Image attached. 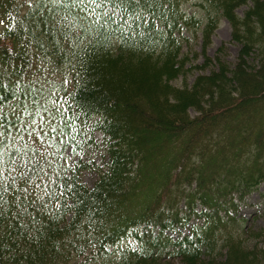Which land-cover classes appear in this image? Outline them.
<instances>
[{
    "label": "trees",
    "instance_id": "trees-1",
    "mask_svg": "<svg viewBox=\"0 0 264 264\" xmlns=\"http://www.w3.org/2000/svg\"><path fill=\"white\" fill-rule=\"evenodd\" d=\"M190 1L0 0L4 143L49 181L35 207L0 188V264H264V204L239 213L264 182V0ZM222 18L233 62L207 54ZM95 133L102 165L71 162Z\"/></svg>",
    "mask_w": 264,
    "mask_h": 264
},
{
    "label": "rangeland",
    "instance_id": "rangeland-1",
    "mask_svg": "<svg viewBox=\"0 0 264 264\" xmlns=\"http://www.w3.org/2000/svg\"><path fill=\"white\" fill-rule=\"evenodd\" d=\"M192 0L189 2L192 5ZM242 8H238L236 11L238 13L242 12ZM1 27V25H0ZM237 45L230 40V26L229 23L225 19H221L217 28L215 29L211 43L207 47V54L214 58L215 55H219L224 60L228 62H233L236 53H237ZM193 49L200 51V43L199 40L193 44ZM203 62V58L201 55H198L195 58H192L188 64H200ZM211 66L205 68L204 70H199L197 68L191 67L189 71L186 73V81L189 83L193 80L194 76L202 71L210 69ZM183 82L182 77H178L173 81L174 84L181 85ZM104 138L100 135L95 133L93 135V141L83 146L81 149L76 151H71L70 149L67 150V155L71 162L75 160H82L91 163L92 165L98 164L99 166L102 165V158H103V148H104ZM96 172L91 169H85L81 173V179L86 184H91L92 181L96 177ZM264 204V182H262L259 187L253 191L246 199V204L242 206L239 213L240 215L246 219L247 224H259V211L261 210ZM186 230H183V233H186ZM174 236L175 233H173ZM133 243V240L123 238L120 242L117 243V248L122 247L124 245Z\"/></svg>",
    "mask_w": 264,
    "mask_h": 264
},
{
    "label": "snow or ice",
    "instance_id": "snow-or-ice-1",
    "mask_svg": "<svg viewBox=\"0 0 264 264\" xmlns=\"http://www.w3.org/2000/svg\"><path fill=\"white\" fill-rule=\"evenodd\" d=\"M70 7H75L83 10L85 14L88 13V7L96 6V0H67ZM137 6L139 7V0H136ZM51 3L56 5H63L65 3V0H51ZM102 4L108 5L109 7L115 6L116 0H101ZM118 11V10H117ZM143 9H141V12L143 13ZM97 20L100 19V17L97 15ZM147 22V21H145ZM72 28H77V25L73 23L71 25ZM83 25H80L79 28H77L76 36L80 40H85V36L80 35V28H82ZM86 31V30H85ZM55 47V46H54ZM59 102L57 101V104ZM15 111H19L16 109ZM56 113L60 112V108L55 109ZM7 115V114H6ZM37 116L40 115V112L37 111ZM52 118L51 116L49 117ZM11 120L7 119L5 120V125L0 126V180H2V183H0V188L3 189L5 193H12L13 201L17 200L19 197L16 196L17 193L20 194V196H27L29 194L32 195L33 199L30 201L31 206L35 207L37 204V201L44 199L43 196H36L35 190L39 188V184L37 181H40L41 183L48 184L49 181H46L43 179V177L40 175V173L44 172L43 168L37 169L36 167H33L32 161L36 160V155L33 154L28 160H25L23 156L21 155H15L10 156L8 155L9 151L18 152L17 146L15 143L7 144L4 143V141L7 139V136L9 133L6 132L7 125L11 124ZM33 123L35 121L33 120ZM13 129L15 130V125H12ZM24 127L31 132L34 133V135L37 138H41V133L36 132L34 128H31L30 125L25 124ZM15 139H20V136L15 137ZM40 148L43 147V145L39 146ZM24 156H27L28 153H24ZM31 168L32 172L29 173L25 171V168ZM35 176V179L32 177ZM55 195V193H53Z\"/></svg>",
    "mask_w": 264,
    "mask_h": 264
}]
</instances>
